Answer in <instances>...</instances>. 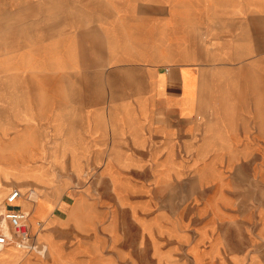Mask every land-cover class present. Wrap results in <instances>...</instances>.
I'll return each mask as SVG.
<instances>
[{
    "label": "crops",
    "instance_id": "crops-1",
    "mask_svg": "<svg viewBox=\"0 0 264 264\" xmlns=\"http://www.w3.org/2000/svg\"><path fill=\"white\" fill-rule=\"evenodd\" d=\"M79 10L61 179L29 173L18 201L45 253L0 264H264V0Z\"/></svg>",
    "mask_w": 264,
    "mask_h": 264
},
{
    "label": "rangeland",
    "instance_id": "rangeland-1",
    "mask_svg": "<svg viewBox=\"0 0 264 264\" xmlns=\"http://www.w3.org/2000/svg\"><path fill=\"white\" fill-rule=\"evenodd\" d=\"M88 1L0 0V189L7 191L0 205L16 189L28 202L38 190L24 182L29 173L61 179L55 165H64L67 153L55 139L68 128L63 98L87 90L79 88L88 77L78 69L85 56L74 34ZM103 90L94 88L96 95Z\"/></svg>",
    "mask_w": 264,
    "mask_h": 264
},
{
    "label": "built area",
    "instance_id": "built-area-1",
    "mask_svg": "<svg viewBox=\"0 0 264 264\" xmlns=\"http://www.w3.org/2000/svg\"><path fill=\"white\" fill-rule=\"evenodd\" d=\"M22 198L19 190H13L0 208V253L8 246L19 250L44 254L45 248L36 242L29 225V214L20 208L18 201Z\"/></svg>",
    "mask_w": 264,
    "mask_h": 264
},
{
    "label": "bare ground",
    "instance_id": "bare-ground-1",
    "mask_svg": "<svg viewBox=\"0 0 264 264\" xmlns=\"http://www.w3.org/2000/svg\"><path fill=\"white\" fill-rule=\"evenodd\" d=\"M29 220H30V215H29ZM3 224H5V223H3Z\"/></svg>",
    "mask_w": 264,
    "mask_h": 264
}]
</instances>
